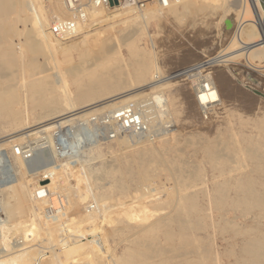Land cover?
<instances>
[{"label": "bare ground", "instance_id": "bare-ground-1", "mask_svg": "<svg viewBox=\"0 0 264 264\" xmlns=\"http://www.w3.org/2000/svg\"><path fill=\"white\" fill-rule=\"evenodd\" d=\"M81 1L82 0H52V9L50 10V12H52L51 16L48 13H46L47 10L44 11V8L43 9L41 8L43 3H41V5L36 6L37 8H33L34 0L29 3L30 6H28V9L31 10V13H33V16H38L40 18V21H41L40 32H41L43 41L51 46V50L53 51V54L64 55L69 50H81V48L85 49L87 47V43L89 41L88 39L90 36L96 35L99 37L106 33L105 32L101 34V32H103L102 31L103 29L99 25L102 22H106L107 20L109 22L110 19L111 20L113 18L115 19V17L116 18L120 17V19L119 18L118 19L121 21L122 20L124 21L128 18L136 19V21H134V26L133 27L131 26L132 27L131 29L128 27L130 30L126 28L124 25L125 28L123 29L128 30L127 32H125L126 30L124 31V33L126 34L123 33L122 31L123 29L121 31L123 35H126L124 37H127L126 39H128L127 40L128 42L125 45L128 47L129 54L133 58L132 70L134 72L135 81L137 80L139 81V83L140 81L141 82L146 81V82L143 83L141 86H140L141 83L140 84L138 83L140 87L137 89L134 88V90L131 89L132 91H126V90L122 91L121 89H123L125 85L122 80L123 77L122 78L119 77L121 76L120 74L119 76L114 75V73L110 74L111 78H108L109 80L107 79V77L105 78L104 75H106V71H105L106 66H107V70L109 69L108 67L111 68L109 70H112L113 67H119L120 70L123 69L122 65L118 66L119 65L117 61L118 58L114 56V59H113V55H112V59L110 61L115 60V62L112 61L111 62L112 64H109L110 62L100 63L102 65H101V68L99 67L98 69H101V70L103 69L102 71L99 72L97 71L98 69L97 70L93 69L92 71H89L90 70L89 69L88 70L89 72H87L86 75L84 74V76L87 79V81L93 82V85L95 86L96 84L99 85L98 83L100 82L102 83V80L109 81L110 88L113 89L111 90V93L118 91V90H121V91L117 93H113L112 95H108L109 94L108 92H107L108 94L106 93V95L101 93L102 95L98 97L83 101L86 103H82V105L80 106L74 105L72 103H67L65 106L61 104L62 111L58 109L59 112L49 111L50 113L48 112V113H43V114L41 112V115L38 114V122L36 126L34 127H32L29 124V121H26L28 116L24 112H22V110L12 109L13 104L17 102V99H16L17 97L15 98L13 97L14 95L13 96L7 95L11 92V90L7 86L5 87H7L8 88L7 90H10V92H8L6 89L5 90L2 89L3 87L0 88V119L8 117L10 118L9 119L10 122L13 119H15L16 121L22 123L23 125L22 127L23 131L21 130V132H18L17 130V132H14L12 135L7 136L6 138L0 140V151L5 150L6 146H10L9 148H11L12 154L16 153L17 155H19L18 157L20 159L18 158L19 160L18 159L16 160L22 170L24 167L21 165L20 160H23L24 157L28 156L27 154L28 150H25V148L23 149L24 146L22 145H20L19 147H15V146L17 144L19 145V143L21 144L22 140H24L30 134H33V133H30V131L36 129L35 133L39 134V133H42L43 131H49L50 129H53L55 127L64 128L66 126L71 125L72 122L74 121L76 122V119H82L91 113L93 114H96L97 112L99 113V111H103V109L105 110L109 109V111L113 109L111 111L112 113L123 111L127 108H130V105L127 103V101L129 102L131 100H136L135 97L139 95L143 96V94L151 93V91H153L156 87L158 88L170 87L173 84V82H171L169 79L171 78L174 79L185 72V71L180 72V73L172 75L173 77L171 78H166L165 76H163L161 72L157 57L155 56V51L152 53L143 51L139 49L137 44L135 43V38L140 33L147 30L148 25L151 22H153L155 19L159 18V15L163 14L164 12V11L162 12L163 5L159 0L158 1L153 0L149 2L144 8H141L139 6H133L132 0H117L116 4L115 3L108 4L107 2L103 4H99L97 3V0L95 1L88 0L87 4L84 7L78 9V7L82 6ZM213 1H215L216 4H214ZM168 4L169 5L167 7L168 8L167 10L169 11V14L172 13L174 15L179 16V14L180 15L185 14V13L187 14L188 10L190 9V6H193L194 4H196V0H171ZM195 6L196 8L195 7L194 8L197 10V11L195 10V14L196 13L198 14L200 11H203L205 9L213 10L212 13H214V11L216 10L220 11L218 15L219 19L217 18L218 21L216 22V25L217 26L225 25V27L230 28L231 29L230 32H232V37L230 38L229 42L225 46L227 47V49L228 48H232V49L227 50V51L225 50L224 53L220 54L221 56L219 57L223 58L220 61L230 62L237 58H243L244 63L247 65L248 69H250L249 71H251L248 73V77L252 78L251 81L255 83V84L253 83V86L249 88L247 87V88L253 91L254 93L258 94L257 96L260 95L261 97L264 98L263 91L261 92L260 91L261 89L260 90L257 89L259 86V81H258V76L255 75V73H257L258 75L264 78V46L259 45V43L257 42L259 39L264 40V9L262 8L260 1L259 0H201L200 3L198 5L196 4ZM5 7L6 9H8L7 6ZM3 9L4 8H2V6L0 5V13H2ZM232 15L234 16L233 18H231ZM50 18L52 20H50ZM67 20H70V22H73L74 29L71 32L72 34L66 37H58V36L55 37L52 34L53 33L52 32L53 30L51 31L52 28L50 29L49 26L52 23H57L60 21H67ZM116 23H119V22L116 21ZM110 31L111 30H109V33ZM121 31L119 32L118 30L117 32H119L120 34ZM41 35H39V37ZM4 37L2 36L3 39ZM120 37L118 35L119 39ZM5 38L7 39V37ZM113 38H114V34H113ZM122 39H125V38H122ZM102 40H104L102 42L103 44V43H106L109 40V38L107 37L106 40L103 38ZM43 45L44 44H42V46ZM5 46L7 48H4L0 52L1 58H6V59L11 58L10 56H12L13 52L20 51V44L18 43V41L17 42L13 40L7 41V44ZM85 51H83L81 54L82 55L87 54V51L86 53ZM112 54H117L116 56H120V53L116 51V49L114 53ZM106 60H108L107 57H106ZM6 63L10 66H13L15 65L16 62L14 59L13 60L7 59ZM90 65H93V64H90ZM1 66H5V65H1ZM1 66L0 68H2ZM85 69L87 71V68ZM43 75L45 76L47 75V73H43ZM43 75L41 76L43 77ZM203 76L205 77L204 78L205 80L210 81V82H208V87L206 89L203 88V86L198 87V91L196 93V101L200 104V106H203V105L215 106V105L220 104L221 99H220L219 93L216 89V86L213 84L210 78L209 72L204 73ZM35 78L37 77H33L32 80ZM45 79H46V76L44 80ZM48 79L47 81L45 80L46 82L41 81V80L38 81L37 85H35L34 83H28V82L27 83L29 84L31 89H34V90L42 89L44 91L50 92L51 85H49ZM8 80L10 79H7V82L9 83ZM57 82L58 81H56V83ZM210 83L212 84L211 86L209 85ZM128 84L129 82H127V85ZM129 85H131V83ZM60 87H62V84ZM94 88H97V87H94ZM133 92H137V93L131 95ZM35 98L38 99V96H35ZM160 98L161 96L158 94H154L152 96L153 101L154 100L157 101ZM263 98H260V99H263ZM168 99H169V103H172V107H173L172 109L174 110L173 112L176 113L177 111H175V108H174L175 106L174 103H176L174 100L175 98H173L171 95V97H169ZM169 107H170V104H168V107H166V112L168 113V110H169V113L172 114L173 112L172 113L170 112L171 107L170 108ZM47 110L48 109H46V112ZM160 111H163V110H160ZM142 114L143 115L139 118L144 123L146 122L150 124L155 120V116L153 114H151V117L150 115L146 114L145 111ZM91 116L93 115L91 114ZM7 122L8 121H6V123ZM242 123L244 125H247V126L249 125L253 127V129H255L254 131H256V133L254 132L255 136H252L253 134L246 135V133L244 136L242 132H238V134L240 135L239 140H238V138H235V136H233L230 133V136H227L228 134L226 135V139L220 137V139L216 141H209L205 143L202 146L201 153H203L202 155H204L205 158L208 159V161L213 165V167L215 166L218 169L217 175H211L210 183L213 184V190H214L213 192L214 194L211 199H212V202H214V204L216 205V208L220 211L219 217L222 219L221 222H223V226L228 227V229L231 230V233H230L231 235L229 236L231 241L228 242V247H235L234 248L235 249L234 263L235 264H264V221H263L264 220V112L261 113V115L256 117L255 119H251L247 121L243 120ZM122 138L124 140L126 139L124 137ZM44 139H47V138H44ZM123 139L120 142L124 143ZM163 140H164V144L160 146L159 150H156V149L154 150L149 146L142 145L140 147H137V149L134 152L132 151L133 158L132 159L130 158L131 160L125 161L126 160L125 158V160H122L121 162L117 163L118 166L112 167L109 170V172L106 169L107 172L113 176V180H112L113 182L109 186V189L108 187L105 189L110 190V192H114V193L118 192L120 194H123L127 190V187H126L127 184H125L124 180H125V177L129 175L131 179H133V182L131 183L132 184L134 183L133 185L134 190L136 194L138 195L136 197L138 198L140 195L141 197L149 196L151 197V200L154 203L158 202L160 204L162 203L166 204L167 206L171 207V210H172L168 216L157 217L154 220H152V222H150L149 224L142 225V224H139L140 221L139 222L137 221L138 223L136 222L133 223V220L136 217L134 218L131 216L133 214L128 213L127 215V212L126 213L124 212L125 213L124 216H118V217L116 216L113 220H111L112 221L111 227L109 229L104 230L102 229V227L100 228L99 222H102L101 220H104V221L106 220L107 222V220L109 219L110 217L109 215H111L110 211L108 214L110 205L105 204L106 202H103L104 200H102V203H98L97 199L95 200V198H91L93 196L92 193H91L92 196H90L86 191H83L82 189H77L78 191L77 193L75 192V194L71 193L72 191L68 192L67 204L66 206H64L65 210L64 212L59 211V212H62V215L58 217L56 216L51 217L52 214L55 213L56 210L55 211L53 209L50 210L51 201H53L54 197L51 198L49 196L51 193L53 194V191H56V189L60 188L59 186L61 184L63 185V183L65 182L66 177L65 178L63 177L64 173L62 172H65L66 169H62V172L58 173L59 170H57L54 166H52L53 164L50 162V164L52 165L48 164L47 165L48 167L44 166L46 167L45 169L43 168L44 170L38 169L40 172L42 170V172L40 173V175L35 173V175H38L39 177L34 178L32 177L34 173L32 172L33 175H29L27 173L28 170L26 171L25 170L26 168H24V171L28 174L26 175L24 173L25 182L18 181L9 186V189H8L9 193L7 194V200L4 203V212L7 214L9 219L15 218V217L20 218L24 216V214L27 212H30L32 215H34V218L33 219H31L32 217H30V219L27 218L29 219L28 220L29 222H27L26 218L22 217L29 224H25L24 221L22 222L18 221V223L17 222L15 223V225L18 224V226L20 224V227L18 228H23L22 232H24V236L23 238H21L22 239L21 242L17 240L16 242L11 243L10 245H7L5 248H4L5 246L4 245L2 247L3 249L0 248L2 249L0 250V264H208L207 260L208 261L210 260V262L216 263L218 261V258L215 255L217 252L216 253L214 252L215 253L214 255L210 252L209 249L212 248V246H210L211 243L208 244V246L210 247L207 246L206 242L205 243L203 242V244H201V242H199L200 241L199 237L196 235L197 231L199 229H202V226L204 227V225H206L205 224L206 222L202 223L201 221L206 216L205 212L207 210L204 212L203 207L201 204H199V201L197 200L196 198L197 196L195 195V193L192 194L191 193L192 191L191 192L188 191L187 189L188 183L185 181V179H188L189 177H187L188 175H187L186 170H185L186 172L185 176L187 175L186 178L182 176L183 173L181 171L180 172L182 174L181 175L178 174L179 170H184V168L182 167H184L185 165H183L181 169L180 168L181 165H178L177 162H175L174 160H167L166 158H169V157H166V158L163 157L165 154H167L166 152H168L169 154L172 148L175 149L177 147V144H175L176 147L174 148L171 141L165 140L164 137H163ZM144 141L147 142L148 140H144ZM43 144L45 145V143ZM126 144L128 145L127 142ZM39 146H41V144H39ZM46 146L47 145H45L44 147L47 148L48 146L47 147ZM41 148L43 147L41 146ZM30 150L31 149H29V151ZM125 156H128V154ZM112 157L116 158L115 155ZM121 157L122 156L118 158H121ZM176 157L177 156H175V158ZM177 159L178 158H176V160ZM179 159L180 160H177V161L181 162V157ZM183 161H182V164L184 163ZM25 162L30 163L28 160H25ZM211 164H209L208 167L211 166V169H212L213 167ZM108 166L110 167V164ZM160 167H163L162 171H164V168L169 169V170L174 169V172H176L174 175L176 176L180 175V177L178 176H177L178 178L176 177L177 184L174 187V189L172 187L171 189L173 190H171V192H168V195H165V196L163 195L164 196V197L162 196L163 198L160 197L162 193L161 192H160L161 194L158 193L161 190L155 189L158 192L155 191L156 194L155 193L152 194L148 190L149 186L147 188L148 182L154 176L153 172L157 168H160ZM186 167H187V164H186ZM31 168H34V167H31ZM31 168L29 167L30 172L32 170L33 171L35 170ZM69 170L70 169H68V171ZM199 170H203V169H199ZM190 172L191 171H189L188 173ZM85 175L86 173L84 174V176ZM85 177L84 179H87ZM87 177H89V175ZM194 177H197V175ZM216 177H220L221 180L215 182ZM193 180L194 179H192L190 182H192ZM87 181H89V178ZM195 181L193 183H195ZM81 183L83 184V181ZM84 183L87 184L86 182ZM167 183L169 184V182H167V179H166V184ZM95 184H96V181H95ZM99 188L98 190H100ZM197 190H200V187ZM104 191L105 190H103V192ZM105 192H108V191H105ZM110 192L108 195H110ZM118 193H117V197H120V194L118 196ZM200 193H202L201 190H200ZM103 194H105V196L107 197L106 193H103ZM202 194H205V192ZM202 194L200 195L203 196ZM34 197L37 200L36 202L40 203V205L37 208H35L37 203L35 204V200L33 199ZM91 199L96 201V202L94 201L96 204L92 202L93 204L97 205L98 203L100 204V206L102 205L103 207H100L97 205L100 208L98 209L96 207L94 208L93 205L91 206V203H90ZM29 203H32V204H30L29 206H26ZM114 205L117 206L118 204L117 205L114 204ZM114 205L112 204V206ZM124 207H122L123 211H125ZM67 209H72L74 211L73 213L74 215L73 216L68 215ZM126 209H129V208L127 207ZM37 210H39V212ZM157 211L159 212V210ZM237 211H238V215H237ZM114 212L117 213L115 209L113 213ZM118 212H121V211L119 210ZM152 212H153V208H152ZM59 214L57 213V215ZM248 214L250 215L247 216ZM61 216L63 217V220L61 219ZM242 217H243V220H247V221L244 222L242 226H240L238 225L237 219L238 218L241 219ZM41 218H43L42 221L40 220ZM171 224L174 226V229L173 230L168 229L167 231L165 230L166 237L168 238V240H171V241L175 240L176 242L175 244H170L169 248L168 247L166 248L165 246V249H169V250L167 251L163 250V253H161L160 255L158 254L159 259L157 258L158 260H153V257L150 254L152 251L151 247H154V246H150L149 243L151 241L148 243V239L150 238V235H153L155 231H157V229L167 227ZM207 227H210V226H207ZM195 230H196V233H195ZM126 231H130V232L132 231V232L129 235V237L124 239L125 241H127V244L126 246L123 247V251L121 255L116 256L115 254L111 252L112 249L109 250V246H107V238L108 237L111 238L110 235H112V239H114L113 237H115L114 236L115 233L119 234L120 232L122 234V233H126ZM202 237L205 238L204 235ZM204 238H201V239H204ZM33 241H38L39 243L38 244L37 242L30 243ZM207 242L209 243V241ZM225 251L224 252L222 251V252L225 253Z\"/></svg>", "mask_w": 264, "mask_h": 264}, {"label": "rangeland", "instance_id": "rangeland-1", "mask_svg": "<svg viewBox=\"0 0 264 264\" xmlns=\"http://www.w3.org/2000/svg\"><path fill=\"white\" fill-rule=\"evenodd\" d=\"M32 1L33 0H19V1L18 0H13V1L12 0H6V1L0 0L1 2L0 5L2 6V8H4L3 9L4 12L2 11V13H0V27H1L0 29V52L4 48H7L5 46L7 44V41H12V40L15 42L18 41V43L20 44V51L16 52L14 50L15 52H13L12 56H10L11 58H7L11 60L14 59L16 62L15 65L13 66L8 65L6 63L7 59L0 57V66L5 65V66H1L2 68H0V88L3 87L2 89L4 90L5 89L7 90L9 88L11 92L10 90H7L8 92H10L7 95L8 96L14 95L13 97L15 98L17 97L16 98L17 102L13 104L12 109L22 110V112H24L28 116L26 121H29V124L32 127L36 126L38 122V114L41 115V112L43 114V113H48L49 111L50 112L51 111L59 112V110L62 111L61 104L65 106L67 103H72L74 105L80 106L82 105V103H86V102H83L85 100L98 97L102 94L106 95L107 92L109 93V94L107 93L108 95H112L113 93H117L121 90L122 91H125V90L132 91L134 90V88L137 89L143 83L146 82V81H142V82L140 81L141 83L140 84L139 81L137 80L135 81L134 72L132 70L133 58L129 54L128 47L125 45L128 42L127 41L128 39H126L127 37H124L126 35H123L125 30H126L125 32L128 31L127 29H123V28L129 27L131 29L134 26V21H136V19L128 18L124 21L123 20L121 21L119 20L120 17H117V18L115 17V19L114 18L112 20L110 19L109 22L108 20L106 22H102L99 25L103 29L102 30L103 32H101V34L105 32L106 33L101 36L105 40L107 37L109 38V40L106 43L102 44V42L104 41L102 40L103 38L101 36L98 37L94 35V36H90L91 38L89 37L88 39L89 41L85 49L81 48V50H69L64 55H61V54L57 55V54H53V51L51 50V46L43 41V38L40 32V24H41L40 18L38 16H33V13H31V10L28 9V6H30L29 3ZM200 1L201 0H196V4L198 5ZM81 2L84 4L83 7L87 4L86 3L87 0H82ZM41 3H43L41 8L42 9L44 8V11L47 10L46 13H48L51 16L52 12H50V10L52 9V0H40V2L39 0H34L33 8H37L36 6L41 5ZM213 3L216 4L215 1H213ZM196 4H194L193 6H190V9L188 10L187 14L186 13L182 15L179 14V16L174 15L172 13L169 14V11L167 10L168 6H162V12L164 11L163 14L159 15V18L155 19L153 22H151L148 25L147 30L143 31L135 38V43L137 44L139 49L149 52V53L150 52L152 53L155 51V56L157 57L161 72L163 76H165L166 78H171L173 77L172 75L185 71L180 76L174 79L172 78L169 79L171 82H173V84L170 87H166V88L156 87L153 91H151V93L143 94V96L139 95L135 97L136 100H131L129 102L127 101V103L132 107L130 108V111L125 112V113L121 112L119 113V115H117V116L125 117V116H133L135 114H138V116L141 117L143 115L142 113L145 111L146 114L150 115V117H151V114L155 116V120L152 123L148 124L145 122L146 123L145 124L140 119L138 121V122L141 121L138 126V130L127 131V132L120 131L114 134V137H111L112 134L109 128L110 126L104 123V120L106 119L105 116L109 115L113 109H111L110 111L109 109L108 110L103 109V111H99V113L98 112L96 114L91 113L93 116H91V114H88L91 117L87 115L82 119H76V122L74 121L72 122L71 125L66 126L64 128L55 127L59 129L53 128V129H50L49 131H43L42 133H39V134L35 133L36 129H34L30 131V133H33V134H30L24 140H22L21 144L19 143L18 145L16 143L17 145L15 147H19L20 145H22L24 146L23 149L25 148V150H28L27 154L30 157L28 156L24 157L23 160H20V163L24 168H26L25 169L26 171L28 170L27 173L29 175H33L34 173V175L32 176L34 178H38L39 177L38 175H40L42 170L48 167L47 166L48 164L49 165L53 164L52 166H54L57 170H59L58 173L59 172L61 173L62 169H66L65 172H62L64 173L63 177L64 178L66 177L65 182L63 183L64 186L61 184L59 186L60 188L57 187L58 189H56V191H53V194L51 193L52 195L50 194L49 196L51 198L54 197L53 201H51L50 199L51 201V207L49 206L50 210L52 209L54 211L56 210L55 213H53L51 217H54V216L58 217L62 215V212H64L65 210L64 206H66L67 204V199H68L67 194L69 191L70 192L72 191L71 193L75 194V192L77 193L78 191L77 189H82L83 191H86L90 196H92V194L93 196L96 195L95 197L92 196L91 198H95V200L97 199L98 203H102V200H104L103 202H106L105 204L110 205V208L108 210V214H109V211L111 214L109 215L110 221L108 219L107 222L106 220L105 221L101 220L102 222H99L100 228L102 227V229L105 230L111 227L112 225L111 220H113L116 216L117 217L124 216L126 212H127V215L129 213V214H133L131 215L132 217L134 218L136 217L135 219L133 218L134 219L133 223L134 222L138 223L140 221L139 224H142V225H145V224L147 225L150 222H152V220H154L155 218L166 217L171 213L172 211L171 207L163 203L162 204L158 202L154 203L151 200V197L149 196L141 197L140 195L137 198L136 196L138 195L136 194L134 190V186H133L134 183L133 184L131 183L133 182V179H131L129 175H127L124 180L125 184H127L126 185L127 190L123 193L125 197L123 194H120L118 192H115L116 193L115 194L114 192H110V190H108L109 186L113 182L112 181L113 176L110 173H108L112 167L118 166L117 163L121 162L122 160H125V158H126L125 161L131 160L133 158V152L137 149V147H140L142 145L149 146L154 150L155 149L159 150L160 146L164 144V140H163V137H164L165 140L172 142V145L174 146V148L176 147L175 144H177V147H176L177 149L172 148L169 154L168 152H166L167 154H165L163 157L164 158L169 157V158H166L167 160H174L175 162H177L178 165H181L180 168L183 165H185L184 167H182L184 168V170H179V172L181 171L183 174L181 172L180 173L178 172V174L180 175L182 174L184 178H186V176L188 175L187 177L189 178L185 179V181L188 183L187 184L188 191L189 192L192 191L191 192L192 194L195 193V195L197 196L195 197L199 201V204L202 205L204 212L207 210L205 212L206 216L202 219L201 222L202 223L206 222L205 224L210 227H207L206 225H204V227L202 226V229H199L201 231L197 229L198 230L197 233L195 230L196 235L199 237V240H200L199 242H201V244H203V242L204 243L206 242L207 246L208 244L211 243L210 246H212V248H210L209 250L213 255L217 252L215 254L218 258L217 262H219V263L216 262L217 264H235L234 263V260H235V249L234 248L235 247H228V242L231 241L229 238V236L231 235L230 234L231 230L228 229V227L223 226V222H221L222 219L219 217L220 211L216 208V205L214 204V202H212V199H211L214 194L213 184L210 183L211 175H217L218 169L215 166L213 167V165L208 161V159L205 158L204 155H202L203 153H201L202 152L201 149L205 143L209 141H216L220 139V137L226 139V135L228 134L227 136H230V133L233 136H235V138H238V140L240 137L238 132H242L244 136H245V133L246 135L253 134L252 136H255V133H256V131H254L255 129H253V127L249 125L248 126L244 125L242 121L255 119L256 117L260 116L261 113L264 112L263 110L264 109V98L261 97L260 95L257 96L258 94L254 93L253 91H251L245 86L246 85L245 79H249L250 81L252 79L248 77V73L251 71H249L250 69H248L247 65L244 63L243 58H237L230 62H227V61L218 62L214 67H212L209 70L210 78L213 84L216 86V89L221 99L220 104L215 105V106L203 105L204 107L208 108L207 110L201 109V107L203 108V106L200 107V105H198L199 103L196 101V93L198 91V88L196 91V89L194 88V84L196 82V78L200 79V76L201 75L203 76L205 72H202L201 74H199L200 71L198 72L197 70L192 71V68L194 67L193 65H196L207 58H216L217 56L219 57L221 56L220 54L225 52V50L227 51V50L232 49V48L227 49V47H225L227 43L229 42L230 38L232 37V32H230L231 29L225 27V25H220V26L216 25V22L219 19L218 18V15L220 13L219 10H216L214 11V13H212L213 10L205 9L203 11H200L198 14L197 13L195 14ZM5 6H7L8 9H6ZM133 6H136V5H133ZM233 17L234 16L232 15L231 18ZM50 20L52 19L50 18ZM115 20L118 21L119 23H116ZM53 26H54V23H52L49 26V28L51 29L53 28ZM109 30H111L110 33H109ZM118 30L119 32L122 30L123 33L121 31L122 34L121 33L119 34V32H117ZM112 33L114 34V38H113ZM52 34L55 37H57L54 33ZM107 34L108 35L111 34V35L108 36ZM1 35L3 37L4 36L7 37V39L5 37L3 39ZM39 35L41 36L39 37ZM118 35L119 37L121 35L123 37L121 36L119 39ZM122 38H125V39H122ZM42 44H44L43 45L44 47L42 46ZM115 44L118 46H116ZM115 49L116 51L120 53V56H116L117 54H112L114 53ZM85 50L87 51V54H85L86 53ZM83 51H85V53L83 54H85L86 56L81 54ZM112 55H113V59H114V56L118 58L117 59L118 64H119L118 66L122 65L123 69H121L122 70L121 71L119 67H113L112 70H109L111 68L108 67L109 69L107 70V66H106V70H105L106 75L104 76L105 78L107 77L108 79V78H111L110 74L114 73V75L116 76H119L120 74L121 76L119 77L121 78L123 77L122 80L125 85L123 89L115 91L113 93H111V90L113 89L110 88L109 81L102 80V83L100 82L98 83L99 85L96 84L95 86L93 85V82L87 81V79L84 76V74L86 75L87 72L92 71L93 69L97 70L99 67L101 68L102 64L100 63L110 62L109 64H112L111 63L112 61L115 62V60L110 61L112 59ZM106 57L109 61L106 60ZM219 58H221V60L223 59L222 57H219ZM90 64H93V65H90ZM77 67H79L80 69ZM85 68H87V71ZM41 70L42 71L44 70L43 73H47V75H45L46 76L45 80L47 81V79L49 78L48 83L49 85H51L50 92L44 91L42 89H37V90L31 89L28 84V83H34L35 85H37L38 81L40 80L45 81L44 80L45 76L43 75ZM102 70L98 69L97 71L100 72ZM197 74H199L200 76H197ZM41 75H43V77ZM255 75L258 76V81H259V86L257 89L258 90L261 89L260 91L261 92L263 91L264 93V78L258 75L257 73H255ZM4 76H6L7 79H10L8 80L9 83L7 82V79ZM33 77H37V78L32 80ZM203 78L205 77L203 76ZM56 81L58 82L56 83ZM127 82H129V84L131 83V85L129 84L127 85ZM138 83L140 84V86ZM61 84H62V87H60ZM5 86H7L8 88ZM94 87H97V88H94ZM136 93L137 92H133L131 95L136 94ZM153 93L160 95L161 98L157 101L156 100L153 101L152 99V96L154 95ZM171 95L173 98H175L174 100L176 103H174L175 104L174 108H175V111H177L176 113L173 112L174 110L172 109L173 108L172 103H169L168 98L171 97ZM35 96H38V99L35 98ZM260 98H263V99H260ZM168 104H170L171 108L170 107L169 108H170V112L171 113L173 112L172 114L169 113L168 108H167L168 113L166 112V107H168ZM46 109H48L47 112H46ZM160 110H163V111H160ZM9 119L10 118L8 117L0 119V140L6 138L7 136L12 135L14 132H17V130L18 132H21V130L23 131L22 123L16 121L15 119H13L10 122ZM6 121L8 122L6 123ZM79 125L80 127H85L87 129V132L81 133V134L77 133L74 128ZM122 137L126 138L125 140L128 143V145L126 144L125 140ZM175 137L177 140L175 139ZM44 138H47L48 140ZM149 138L151 141L149 140ZM122 139L124 140V143L120 142ZM143 139L148 140V141L146 142ZM43 143H45V145H47L48 147L46 146L47 148H45L44 147L45 145ZM39 144H41L43 148H41ZM9 147L10 146H6L5 150L0 151V248H2L4 245H5L4 246L5 248L7 245H10L11 243L16 242L17 240L21 242L22 240L21 238H23L24 236V232H22L23 228H18L20 227V224L18 226V224L15 225V223L16 222L18 223V221H21V222L24 221L25 224H29L27 222H29L28 220L30 219V217H32L31 219L34 218V215H32L30 212H27L24 214V216H22L26 218L27 222L22 217L20 218L15 217V218L9 219L7 214L4 212V203L7 200V194L9 193V190H8L9 186L18 181L25 182V179H24L25 174L28 175L24 171V168L22 170L19 164L17 163L16 159L19 158L18 157L19 155H17L16 153H15L16 155L12 154L11 148ZM29 149L31 150L29 151ZM123 152L125 155L128 154V156H125ZM114 155L116 158L112 157ZM117 156L118 157L122 156V157L118 158ZM175 156H177L176 157L178 158L177 160H180L179 158L181 157V162L177 161ZM25 160H28L30 163L25 162ZM182 161L184 162L183 164H182ZM50 162L52 164H50ZM185 162L188 168L186 167ZM109 164H110V167L108 166ZM209 164L212 165L213 167L212 169H211V166L208 167ZM35 165L38 166L39 168L36 167ZM29 167L30 168L34 167L31 169H35V170L34 171L32 170L30 172ZM67 168L70 170L68 171ZM162 168L163 167L157 168L153 172L154 176L152 175L153 177L150 179L147 185V188L149 186L148 190L152 194L155 193L156 190H161L159 192L156 191L159 194L162 193L160 195L161 198H163L165 195H168V192H171V190L174 189V187L177 184V178L180 177V175H177L178 177L174 175L176 173L174 172V169H172L173 170L172 171L171 169L169 170V169L164 168V171H162L163 170ZM38 169H42L41 172ZM106 169L108 170V172ZM199 169H203V170H199ZM185 170L187 172L186 176H185L186 174ZM188 170L191 172L188 173L189 172ZM35 173L38 175H35ZM85 173H86L85 175L86 177L84 176ZM189 174L192 176V178ZM88 175L89 177H87ZM196 175L197 177H194ZM84 177L87 179H84ZM88 178H89V181H87ZM166 179H167V182H169V184L171 185H169L168 183H167L168 185L166 184ZM190 179L191 180L194 179V180L190 182L191 181ZM220 180H221L220 177L215 178V182L220 181ZM82 181H83V184H85L84 182H86L87 184L83 185L81 183ZM95 181H96V184H95ZM194 181L195 183H193ZM127 182L128 183L130 182V183L128 184ZM162 182L164 185L162 184ZM107 187L108 189L106 190L105 188ZM172 187L173 189H171ZM199 187H200L201 192L202 193L205 192V194H202L200 193V190H197L199 189ZM98 188L100 190H98ZM103 190L108 191V192H105V191L103 192ZM95 192H97L98 194ZM109 192H110V195H108ZM103 193H106L107 197L109 196L108 199L109 200L111 199V200L109 201L107 197L105 196V194ZM117 193H118V196L120 194V197H117ZM125 193H127L128 195ZM200 194H202L203 196H201ZM33 199L35 200V204L37 203L35 207L37 208L40 205V203L36 202L37 200L35 199V197ZM95 200L91 199L90 201L91 206L93 205V207L94 208L96 207L97 209L100 207H103L102 205L100 206V204L98 203L97 205L100 207L95 205L96 204ZM92 202L95 204H93ZM53 203L54 204L56 203V204L54 205ZM30 204L32 203H29L26 206H29ZM112 204L113 205L118 204L119 206L118 205H117L118 207L115 205L112 206ZM125 205L129 209H126L127 207ZM139 205H141L142 207ZM122 207L125 208L124 209L125 211H123ZM152 208H153V212H152ZM114 209L115 211H117V213L116 212L113 213ZM119 210L121 212H118ZM157 210H159V212ZM37 211L39 212V210ZM59 211H62V212H59ZM57 213L58 214L60 213V214L57 215ZM67 213L68 215H72V216L74 215L73 214L74 211L72 209H67ZM237 215H238V211H237ZM249 215L250 214H248L247 216ZM61 219L63 220L62 216H61ZM40 220L42 221L43 218H41ZM237 221H238V225L242 226L243 223L246 222L247 220H243V217H242L241 219L238 218ZM168 229L173 230L174 226L171 224L167 227L159 228L157 229V231H155L153 235H150V238L148 239V243L151 241L149 243L150 246H154V247H151L152 251L150 254L153 257V260H158L159 255L163 253V250H166V251L169 250V249H165V246L166 248L167 247L169 248L170 244H175L176 242L175 240H172V241L168 240V238L166 237L165 230L167 231ZM131 232L126 231V233H122V234L119 232V234L115 233V235L113 233V235L117 239L115 237H113L114 239H112V235H110L111 238L110 237L107 238V246H109V250L112 249L111 252L115 254L116 256L121 255L123 251V247L126 246L127 244V241H125L124 239L129 237ZM203 235L205 236V238L202 237ZM200 237L204 239H201ZM207 241H209V243ZM34 242L35 243L37 242V244L39 243L38 241H33L30 243H34ZM152 248L154 249V251ZM157 251H159L160 253ZM222 251L223 252L225 251V253H223ZM207 262L208 264H216L214 262H210V260L209 261L207 260Z\"/></svg>", "mask_w": 264, "mask_h": 264}, {"label": "built area", "instance_id": "built-area-1", "mask_svg": "<svg viewBox=\"0 0 264 264\" xmlns=\"http://www.w3.org/2000/svg\"><path fill=\"white\" fill-rule=\"evenodd\" d=\"M92 1H95V0H92ZM151 1H153V0H136V2H135V0H132V5H136V6H139L142 8V7H145ZM159 1L162 3L163 6H168L169 5L168 3L171 0H159ZM259 1H260L262 8L264 9V0H259ZM87 2H88V0H87ZM106 2L109 4V0H97V3H99V4H103ZM77 3H79V2H77ZM83 5L84 4L82 3V6L78 7V9L82 8ZM73 29H74L73 28V22H70V20L60 21V22L54 23V26L52 28L53 33L58 37L69 36L70 34H72L71 32ZM257 42L259 43V45L264 46V40L263 39H259ZM220 60H221V58H219L218 56L216 58H207V59L203 60L202 62H200L196 65H193L194 67L192 68V71H194V70H197V72L201 71L199 74H201L202 72H205V73L209 72V70L212 67H214L218 62H222ZM199 74H197V76H200ZM209 74H210V72H209ZM208 82H210V81L205 80L203 78V76L201 75L200 79L196 78L194 88L196 89V91H197V88L200 86H203V88L206 89L208 87ZM245 84H246L245 86L248 88L253 86V83L249 79H245ZM209 85L211 86L212 84L210 83ZM130 108H131V106H130ZM130 108H127V109L120 111V112H117V113L110 112L109 115L105 116L106 119L104 120V123H106V124H108V126H110L109 128H110V132L112 134L111 137H114V134H116L120 131L121 132H127V131L138 130V126L141 122V121L138 122L140 120L138 114H135L133 116H125V117L117 116L121 112H124V113L129 112ZM201 109L207 110L208 108H206V107L202 108L201 107ZM117 117H119V118H117ZM110 124H112V125H110ZM55 129H59V128H55ZM74 129L79 134L87 132V129L85 127H80V125L75 127Z\"/></svg>", "mask_w": 264, "mask_h": 264}, {"label": "water", "instance_id": "water-1", "mask_svg": "<svg viewBox=\"0 0 264 264\" xmlns=\"http://www.w3.org/2000/svg\"><path fill=\"white\" fill-rule=\"evenodd\" d=\"M109 3H110V4H113V3L116 4V3H117V0H109Z\"/></svg>", "mask_w": 264, "mask_h": 264}]
</instances>
